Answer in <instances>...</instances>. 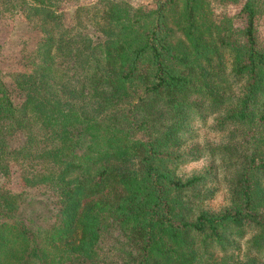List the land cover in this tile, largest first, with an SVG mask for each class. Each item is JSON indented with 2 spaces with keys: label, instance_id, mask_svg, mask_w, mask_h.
<instances>
[{
  "label": "trees",
  "instance_id": "trees-1",
  "mask_svg": "<svg viewBox=\"0 0 264 264\" xmlns=\"http://www.w3.org/2000/svg\"><path fill=\"white\" fill-rule=\"evenodd\" d=\"M79 1L0 0V264H264V0Z\"/></svg>",
  "mask_w": 264,
  "mask_h": 264
},
{
  "label": "rangeland",
  "instance_id": "rangeland-1",
  "mask_svg": "<svg viewBox=\"0 0 264 264\" xmlns=\"http://www.w3.org/2000/svg\"><path fill=\"white\" fill-rule=\"evenodd\" d=\"M131 1L134 2L135 5H137L140 2L148 3L150 0H131ZM100 2L102 1L101 0H80L79 1V3H81L82 5L89 6L92 9L96 7L100 8L101 7ZM71 6H74V4ZM212 7L215 11L217 18H221L222 16H228V15L232 16L234 15V13L236 12L238 8L237 6L233 4L221 3L217 0H212ZM65 23L67 25L74 24V20L70 13L69 14L66 13ZM259 26H260L261 32L264 34V17H260ZM0 44H2V46L0 47V60H5L7 62L14 60L16 57L18 48H19L17 44V38L14 35H11V33H8L7 29L3 30L0 33ZM199 134L202 137L208 136L209 138H215L213 134H210L208 132L206 127L199 129ZM205 165H206V162L203 160L188 162L179 168V172H182L188 175L194 171L202 169L203 166ZM12 186L14 187V189L17 188V183L15 182V180ZM224 200H225L224 191L222 190L216 191L215 196L210 202V204L212 207L216 208L219 205H221L224 202Z\"/></svg>",
  "mask_w": 264,
  "mask_h": 264
}]
</instances>
